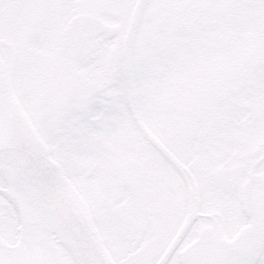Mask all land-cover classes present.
I'll list each match as a JSON object with an SVG mask.
<instances>
[{
  "label": "snow or ice",
  "instance_id": "1",
  "mask_svg": "<svg viewBox=\"0 0 264 264\" xmlns=\"http://www.w3.org/2000/svg\"><path fill=\"white\" fill-rule=\"evenodd\" d=\"M0 264H264V0H0Z\"/></svg>",
  "mask_w": 264,
  "mask_h": 264
}]
</instances>
